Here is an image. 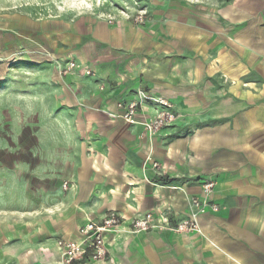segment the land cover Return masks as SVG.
Instances as JSON below:
<instances>
[{"label": "crops", "instance_id": "crops-1", "mask_svg": "<svg viewBox=\"0 0 264 264\" xmlns=\"http://www.w3.org/2000/svg\"><path fill=\"white\" fill-rule=\"evenodd\" d=\"M147 10L143 25L4 16L6 56L22 45L53 65L29 87L28 115L44 124L47 147L58 144L46 155L62 159L28 208L0 223V264H62L58 242L80 240L88 221L112 212L123 221L105 236L106 261L74 264H264V0H163ZM69 62L79 67L61 76L56 65ZM141 91L166 100L178 122L149 135L109 116ZM164 109L147 101L138 113ZM209 181L220 210L200 217L201 232L132 233L148 213L156 224L189 218L190 198L204 197Z\"/></svg>", "mask_w": 264, "mask_h": 264}, {"label": "rangeland", "instance_id": "rangeland-1", "mask_svg": "<svg viewBox=\"0 0 264 264\" xmlns=\"http://www.w3.org/2000/svg\"><path fill=\"white\" fill-rule=\"evenodd\" d=\"M162 1L0 0V37L12 34V25H7L4 20L7 15L10 18L13 14L29 15L36 20L57 16L75 20L90 16L112 23L120 18L133 21L139 12L147 13L148 17L149 4L157 5ZM3 50L0 45V223L12 217L13 212L28 208L25 204L28 193L35 194V188L44 184V175L48 171L58 172L61 167L59 159H62L61 155H46L52 150L59 152L58 144L47 147L44 143V124L34 123L32 116L28 115L32 95L29 87H41L43 81L40 76L53 65L45 59L36 60L30 55H23L21 52H25L26 48L22 45L19 48L21 55L14 53L8 57ZM67 65H56L59 74ZM35 109L38 110L37 107ZM53 114H60L59 109ZM35 116L38 117V113ZM56 127L60 126L57 124ZM65 159L70 160V157ZM65 183L70 185V182L64 181L63 186Z\"/></svg>", "mask_w": 264, "mask_h": 264}, {"label": "built area", "instance_id": "built-area-1", "mask_svg": "<svg viewBox=\"0 0 264 264\" xmlns=\"http://www.w3.org/2000/svg\"><path fill=\"white\" fill-rule=\"evenodd\" d=\"M134 23L143 25L147 21V13L139 12L133 17ZM79 66L75 62H70L66 68L60 70V75H68L75 71ZM87 75H91L90 70H86ZM152 101L163 105L166 109L157 113L152 119L141 120L138 113L141 106ZM171 105L163 99H158L147 95L145 92L138 93V99L127 104H118L117 110L112 111L109 116L114 120H121L131 125L143 127L149 135H156L164 128L170 127L178 122L181 115L171 111ZM69 184L65 183L64 190L69 189ZM215 184L207 182L203 185L204 197H192L189 201L190 216L187 219L171 224L168 219L162 223L156 224L154 215L148 213L143 217L137 218L133 224V234L145 233L150 230H159L161 232H172L176 234L199 233L201 232L200 217L208 212L218 213L219 206L210 202L209 195L213 192ZM123 218L115 212L110 213L100 223L88 221L81 229V239L60 240L58 247L61 250L62 264H74L85 260L90 256L92 260L104 262L108 257V249L105 242V236L108 233L115 232L122 224Z\"/></svg>", "mask_w": 264, "mask_h": 264}, {"label": "bare ground", "instance_id": "bare-ground-1", "mask_svg": "<svg viewBox=\"0 0 264 264\" xmlns=\"http://www.w3.org/2000/svg\"><path fill=\"white\" fill-rule=\"evenodd\" d=\"M118 230V229H117Z\"/></svg>", "mask_w": 264, "mask_h": 264}]
</instances>
